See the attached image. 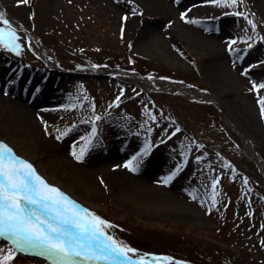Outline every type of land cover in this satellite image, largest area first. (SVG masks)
<instances>
[{
  "label": "rangeland",
  "instance_id": "1",
  "mask_svg": "<svg viewBox=\"0 0 264 264\" xmlns=\"http://www.w3.org/2000/svg\"><path fill=\"white\" fill-rule=\"evenodd\" d=\"M0 13L17 37L14 46L0 44L1 69L37 73L31 91L46 108L50 94L61 100L51 117H31L35 140L46 142L35 160L77 164L114 144L127 146L123 164L137 156L135 171L107 174L98 191L79 192L88 212L110 225L104 234L135 250L128 258L155 252L192 264H264V173L244 149L264 164V0L231 7L212 0H0ZM173 84L214 103L161 91ZM89 139L77 160L73 152ZM146 144L148 154L139 156ZM155 157L162 165L154 169ZM67 171L59 164L52 175L63 180ZM132 173L147 200L161 195L165 203L125 200ZM0 261L48 264L2 240Z\"/></svg>",
  "mask_w": 264,
  "mask_h": 264
},
{
  "label": "snow or ice",
  "instance_id": "2",
  "mask_svg": "<svg viewBox=\"0 0 264 264\" xmlns=\"http://www.w3.org/2000/svg\"><path fill=\"white\" fill-rule=\"evenodd\" d=\"M19 2L27 3L28 0H19ZM212 2L231 7L236 5L238 0H212ZM184 15L182 14V19ZM0 23L5 25L0 28V44L5 47L14 46L17 39L15 29L2 13H0ZM248 23L252 25L251 20ZM252 26L255 27V25ZM259 87L264 88V85ZM259 102L262 106V115H264V99ZM96 119L100 117L97 116ZM94 133L95 128L93 127ZM66 134L67 130L61 133V136ZM59 138L61 137L58 136L57 139ZM90 143L89 139L78 155L75 151L73 152L77 160H82L87 145ZM148 151L149 146L146 144L138 155L145 156ZM136 160L137 156H133L124 164V167L129 171H135L138 164L134 167L133 161ZM176 174L173 172L163 178V182L167 184ZM215 186L214 182L213 188ZM69 204L71 208L67 206ZM30 205L35 207H29ZM73 208H76V205L68 201L63 193L56 188L49 187L43 179L36 175L30 164L17 159L10 148L0 143V237L10 240L19 250L39 249L40 254H47L48 257L54 259L56 264H72L76 257L81 260L96 261L110 259L114 255L128 259V253H134L135 250L126 246L118 247L117 242L104 234L101 229L110 227L106 222L87 212L86 209L82 210L83 214H81L72 211ZM98 235L104 236L107 243L93 251L90 242L96 241ZM86 238L89 241L88 244L84 242ZM151 259L157 264L161 261L171 264L169 257L153 256ZM135 264H147V261L142 256Z\"/></svg>",
  "mask_w": 264,
  "mask_h": 264
},
{
  "label": "bare ground",
  "instance_id": "3",
  "mask_svg": "<svg viewBox=\"0 0 264 264\" xmlns=\"http://www.w3.org/2000/svg\"><path fill=\"white\" fill-rule=\"evenodd\" d=\"M160 5L162 6L161 2ZM165 8L172 10L170 7ZM146 39L147 35L140 41L143 42ZM158 42H160V38H158L156 34H154V36L149 40V44L153 46H155ZM143 46L146 47L147 45ZM39 48L40 53L45 57L42 48ZM171 61V64L174 66H184L177 58H171ZM29 74L34 78L38 77V74L33 71L27 72L26 70H23L21 72H13L2 70L0 64V119L2 118V120H0V143L10 148L12 150L13 156H15L17 159L23 160L30 164L34 171L41 174V176L46 182L50 184L51 187L58 189L61 193H63L64 196L68 198V201L74 203L76 208H73L72 211L83 214L82 210L86 209L88 212V208L91 206L82 201V199L79 197L81 195L79 192L87 195L89 192L98 191L97 186L100 179L105 178L107 174L118 175L124 172V159L121 157L127 155V146L122 145L121 147L114 144L113 147L109 146L108 151L103 152L94 151L95 149H93L85 162L77 164L71 162L65 163L64 161H61V159H56V162L53 163L37 162L34 157V150L40 146V142L42 144H46V142L44 140H40L39 142L35 140L36 135L38 134V126L35 122L31 123V117L32 119L33 117L37 118L42 116L51 117L53 113L50 111L53 110V106H55L57 103L60 104L61 100L58 99L56 95L50 94L51 96L48 97V101H50L53 105H49L46 108L43 103L44 101L42 102V99H44L42 95L35 96L32 94L34 82L28 83L30 80L28 79ZM15 75L17 76L15 77ZM143 82L144 84H147L146 80ZM22 83H27L28 85L23 87V85H21ZM44 86L47 89L49 83H46L45 81ZM8 93H11L13 98L17 97V99H20L22 103L11 101L13 99L10 96V99L5 100V98L8 96ZM6 106L11 108L6 109ZM19 135H22L23 137L20 138ZM74 135H76V131L69 133V137ZM152 163L154 169L159 168L160 165H162L158 157H155ZM59 164L63 166L66 171L68 170L67 177H65L63 180L56 178L55 175H52L54 170H57ZM127 180H129V182L124 181V183L122 180L120 181L121 184L124 183V190L121 189L123 190L121 195L125 197V200L138 204L153 203V206H156L157 204V207L165 203V196L163 197L161 195H156L154 198H151V200H153L151 201L152 203L147 200L146 197L143 196V194L138 190V178L134 176L133 173L132 176H129ZM110 192L112 195V191L105 193V195H110ZM67 206L71 208V204ZM84 242L86 244L89 243L87 238ZM104 243H107L104 239V236L98 235L97 240L91 241L90 245L92 250L95 251L98 247H102ZM45 259L50 262L54 261V259L48 257V255L45 257ZM145 260L147 261V264H157L156 262L148 261V259ZM136 261L137 259L135 258L125 259L124 257H115L113 255L110 259H100L96 261L81 260L79 257H76L72 261V264H135ZM165 263L166 262H164V264Z\"/></svg>",
  "mask_w": 264,
  "mask_h": 264
},
{
  "label": "water",
  "instance_id": "4",
  "mask_svg": "<svg viewBox=\"0 0 264 264\" xmlns=\"http://www.w3.org/2000/svg\"><path fill=\"white\" fill-rule=\"evenodd\" d=\"M195 97H197V98H200L201 100H203V101H206L203 97H200V96H195ZM246 149V148H245ZM247 150V152H248V149H246ZM248 154L259 164V165H261V166H263L261 163H260V161H259V158L252 152V151H250V153L248 152ZM2 238V237H1ZM3 239V238H2ZM16 251H18V250H16ZM19 252V251H18ZM28 255V254H27ZM156 257H169L170 258V261H171V263L172 264H189V263H186V262H183V261H180V260H177V259H174V258H172V257H170V256H156Z\"/></svg>",
  "mask_w": 264,
  "mask_h": 264
}]
</instances>
